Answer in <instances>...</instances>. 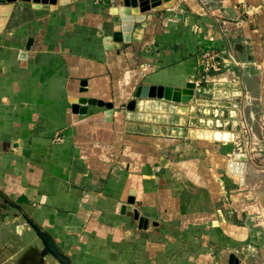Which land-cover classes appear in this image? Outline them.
Here are the masks:
<instances>
[{"label": "crops", "instance_id": "1", "mask_svg": "<svg viewBox=\"0 0 264 264\" xmlns=\"http://www.w3.org/2000/svg\"><path fill=\"white\" fill-rule=\"evenodd\" d=\"M64 1L17 0L0 16V264H59L35 227L69 264H148L171 225L209 238L214 197L197 161L208 151L189 136L182 90L202 69V23L247 15L261 34L252 47H264V0H197L203 14L131 0L144 19L128 25L121 0ZM139 85L178 91L156 115L129 107L151 99L134 97Z\"/></svg>", "mask_w": 264, "mask_h": 264}, {"label": "rangeland", "instance_id": "2", "mask_svg": "<svg viewBox=\"0 0 264 264\" xmlns=\"http://www.w3.org/2000/svg\"><path fill=\"white\" fill-rule=\"evenodd\" d=\"M247 18L202 23L197 32L204 43L199 49L202 69L190 76L192 93L179 104L191 117L186 127L229 135L226 140L203 139L209 153L197 156L206 167L205 187L214 197L208 211L217 225L209 238L197 228L168 226L173 236L163 246L150 241L148 264H220L224 253H233L240 264H264V198L259 189L264 187V47H252L261 34H250L248 27H255ZM194 113L205 120L197 123ZM230 162L241 165L244 174H230ZM2 214L0 208V219Z\"/></svg>", "mask_w": 264, "mask_h": 264}, {"label": "water", "instance_id": "3", "mask_svg": "<svg viewBox=\"0 0 264 264\" xmlns=\"http://www.w3.org/2000/svg\"><path fill=\"white\" fill-rule=\"evenodd\" d=\"M23 2H32L33 4L39 5V4H55L57 0H20ZM109 0H104V2L108 3ZM17 0H0V16H5L8 14L9 9L12 7L14 3H16ZM65 2V1H64ZM63 2V3H64ZM122 4L120 7L117 8V14L119 17V21L121 24L128 25V24H134L135 22H140L144 19L143 15H135L131 13V0H121ZM187 5L191 10L196 12L197 14H203V10L201 6L199 5L197 0H185ZM62 3V2H61ZM125 38V35L122 37ZM31 44V41L27 42V45L25 46V49H29ZM19 59H25L26 53L25 51H21L18 54ZM166 89L162 86H145V85H139L135 92L134 97L135 98H151V99H163L165 98ZM79 102H84L85 100L79 99ZM85 103V102H84ZM86 103L88 105H95V100H87ZM72 111L77 113H85L86 108L84 106H80L79 104L72 105ZM129 202H133V198H129ZM135 219L138 218L137 213H135ZM139 221V228L143 226V220L141 218L138 219ZM35 230L38 234V236L42 239L45 248L50 252L54 258L58 261L59 264H69V260L67 257H65L63 254H61L54 246L50 238L47 234L44 232H41L37 227H35ZM220 264H240L239 259L233 254V253H224L220 257Z\"/></svg>", "mask_w": 264, "mask_h": 264}, {"label": "bare ground", "instance_id": "4", "mask_svg": "<svg viewBox=\"0 0 264 264\" xmlns=\"http://www.w3.org/2000/svg\"><path fill=\"white\" fill-rule=\"evenodd\" d=\"M61 2H64V0H61ZM40 6V5H39ZM37 5H35V7H39ZM115 10V9H114ZM114 11H112L113 13ZM195 84V83H194ZM219 84V83H218ZM217 85V84H216ZM218 86V85H217ZM191 88H192V83H188L186 88L184 90H182V101H185V99H187L190 95H191ZM236 89V88H235ZM177 91L173 88H166V94H165V100H175L176 95H177ZM219 93V92H218ZM193 96V94H192ZM190 100V99H189ZM134 106L135 109H141V110H146V111H151L154 112L156 115L161 114L163 111H165L166 107L164 105L163 102L157 100V99H147L145 101H138L136 103H130L129 107ZM215 108V107H214ZM133 110V109H132ZM168 110L170 112H173L175 110H177L176 105L174 106L173 104H170L168 107ZM210 110V109H209ZM182 111H185L182 109ZM188 111V110H187ZM207 111V110H206ZM181 112V111H180ZM186 112V111H185ZM199 112V111H198ZM187 113V112H186ZM201 113V111H200ZM199 113V114H200ZM211 113V111H210ZM147 115V113H146ZM179 115V114H178ZM187 115V114H186ZM130 116V115H129ZM166 116V115H165ZM164 116V117H165ZM205 116V115H204ZM213 116V115H212ZM142 117V116H141ZM157 118V117H156ZM147 119V118H146ZM202 119V118H201ZM214 119V118H213ZM217 119V118H216ZM210 120V119H208ZM207 121V119H206ZM216 121V120H215ZM219 120H217L218 122ZM148 122V121H147ZM201 124V123H200ZM209 125V124H208ZM175 126V125H174ZM177 126V125H176ZM200 126V125H199ZM179 128V127H178ZM209 128V126H208ZM179 131V130H178ZM176 135V133H175ZM189 136L190 138H196V139H204L206 140L207 138H213L214 140H226L228 138V134L221 132V131H210V130H203V129H190L189 130ZM230 138V137H229ZM245 172V169L243 167H241V165H238L237 163L234 162H230L229 163V173L233 174V176L235 177H239L242 176ZM257 181V180H256ZM258 189V188H257ZM260 189V187H259ZM262 192V191H261ZM260 192V193H261ZM263 196L264 198V191L261 193V197Z\"/></svg>", "mask_w": 264, "mask_h": 264}, {"label": "flooded vegetation", "instance_id": "5", "mask_svg": "<svg viewBox=\"0 0 264 264\" xmlns=\"http://www.w3.org/2000/svg\"><path fill=\"white\" fill-rule=\"evenodd\" d=\"M261 191H262V192L264 191V187H261V186H260V192H261ZM262 192H261V193H262Z\"/></svg>", "mask_w": 264, "mask_h": 264}]
</instances>
